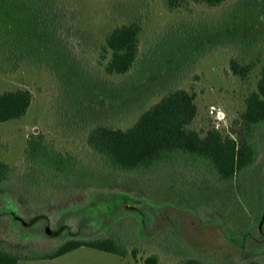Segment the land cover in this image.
I'll return each instance as SVG.
<instances>
[{
    "label": "rangeland",
    "instance_id": "obj_1",
    "mask_svg": "<svg viewBox=\"0 0 264 264\" xmlns=\"http://www.w3.org/2000/svg\"><path fill=\"white\" fill-rule=\"evenodd\" d=\"M54 2L60 4L65 17L61 30L65 42L73 44L75 60L70 69L52 75L36 62L25 61L14 67L0 57V91L22 87L29 88L33 95L24 116L0 122V158L18 169L9 182L11 189L0 186V195L13 198L11 201L0 196V247L28 256L20 258L17 264H141L152 253L158 255L157 264H175L186 257L198 258L204 264L264 261V126L256 134V161L241 178L235 197L210 179H199L188 169L180 168L172 171L176 181L168 178L164 184L135 174L119 177L120 173H107L110 178L101 180L95 198L90 196V188L82 187L86 176L69 185L59 183L55 189L49 182L45 190L33 179L37 173L25 151L30 138L43 134L44 140L57 150L95 166L97 156L85 142V135L95 121L101 119L126 127L144 107L176 86H193L197 91L198 113L193 126L206 128L213 124L225 131L223 127H229L243 111L245 96L256 88L259 59L245 78L234 75L228 62L233 55L242 62L261 56L264 0H228L219 6L190 1L191 11L171 10L165 0H51L50 3ZM246 2L255 9L254 24L242 32L236 29L226 34L227 40L221 42L223 33L212 31L216 22ZM243 15L242 22H249V13L245 11ZM137 17L141 19L138 35L141 51L132 72L134 79L126 83V90L118 89L121 93L112 91L106 95L99 55L103 36L114 24ZM66 18L72 22L68 23ZM188 23L196 27L207 25L212 33L207 38L194 34L171 40L176 30ZM159 45L162 47L157 57L148 60L146 54L151 48L157 52ZM116 77L115 88L126 80ZM103 173L98 175L104 176ZM115 192H126L130 199L121 200ZM89 200L94 205L83 203ZM151 202L157 206L153 207ZM15 207L26 220L36 213L45 214L49 228H59L61 233L47 234L43 219L28 228L13 225L6 210ZM87 209L95 214H91L97 223L94 228L89 225L91 217ZM105 223H109L107 228H103ZM21 231L26 235L19 237ZM110 234L119 235L126 242L125 256L79 246L54 258L32 257L67 239Z\"/></svg>",
    "mask_w": 264,
    "mask_h": 264
},
{
    "label": "trees",
    "instance_id": "obj_2",
    "mask_svg": "<svg viewBox=\"0 0 264 264\" xmlns=\"http://www.w3.org/2000/svg\"><path fill=\"white\" fill-rule=\"evenodd\" d=\"M190 1L219 6L228 0H165V4L171 10L184 8L191 11ZM50 2L51 0H0V57L5 63L16 67L25 61H33L52 75L54 72L64 73V68L70 69L75 56L73 44L69 46L61 32L65 17H62L60 4ZM251 6L246 2L216 22L212 31L216 34L223 33L221 42L227 40L226 34L236 29L242 32L254 24L256 12ZM245 11L249 13L250 21L247 23L242 22ZM66 20L68 23L72 22L71 19ZM188 25L177 29L171 40L192 37L194 34L207 38L212 33L207 25ZM140 29L141 19L137 17L114 24L105 32L99 55L106 79L103 78L106 95H111L112 91L121 93L122 89H127L126 83L134 79L132 72L141 51L138 37ZM161 47L162 45L158 46L157 52L151 48L146 58L151 60L152 57H157ZM176 57L180 58L179 55ZM258 59L261 66L256 88L245 96L243 111L229 127H223L225 131L213 124L206 128L193 126L198 113L197 91L193 86L171 87L156 101L144 107L138 117L126 127L101 119L89 127L85 142L97 156L95 166L57 150L44 140L43 134L30 138L25 151L37 173L33 179L40 183L39 187L46 190L44 186L49 182L53 183L55 189L60 186L59 183L66 182L69 185L73 180L86 176L82 180V187L90 188V196L95 198L96 187H99L101 180L110 178L107 173H120L119 177L135 174L146 177L150 182L164 184L169 180L176 181L172 171L180 168L188 169L192 175L199 176V179H210L217 187L231 191L235 197L241 178L256 161V134L264 126V50L258 58L242 62L238 56L233 55L228 62L234 75L245 78ZM117 75L126 77V80L115 88ZM32 100L29 88L17 87L0 91V122L24 116ZM17 172L15 165L0 158V186L11 189L9 182ZM98 172H104V176H99ZM114 195L120 196L121 200L130 199L126 192H115ZM0 196L13 201L6 194ZM151 204L153 207L157 206L155 202ZM79 246L105 250L120 256H125L128 252L126 242L119 235L110 234L105 237L68 239L54 249L32 257L54 258ZM135 252L133 249V257ZM22 257L28 256L0 247V264H17ZM157 261L158 255L152 253L145 256L141 264H157ZM175 264L204 263L198 258L186 257ZM244 264H264V261L252 259Z\"/></svg>",
    "mask_w": 264,
    "mask_h": 264
},
{
    "label": "flooded vegetation",
    "instance_id": "obj_3",
    "mask_svg": "<svg viewBox=\"0 0 264 264\" xmlns=\"http://www.w3.org/2000/svg\"><path fill=\"white\" fill-rule=\"evenodd\" d=\"M4 201V200H3ZM93 201H87V202H83L86 206H92V205H94V203L95 202H93ZM118 202V201H117ZM116 202V204H115V206H117L118 205V203ZM82 203V204H83ZM73 208V207H72ZM3 211H5V210H3ZM7 212H8V215H9V217H10V219H11V221H12V223H13V225H15V226H24L25 228H28V226H31L32 224H34V222H36V221H38V220H40V219H43L45 222H44V227H43V230L47 233V234H49L50 236H58L60 233H61V230L59 229V228H55V229H50L49 228V221H48V217L45 215V214H43V213H36V214H34L30 219H28V220H26V219H24V217L23 216H21V215H19V213H17L18 211L16 210V207L15 208H11V209H9V210H6ZM88 209L86 210V212H87V214H89V216L91 217V219L89 220V225H91L92 224V226H91V228H94V224H97L96 223V220H94V217H92V215H95V214H93V212L92 213H88ZM85 212V211H84ZM84 212H82V213H84ZM92 214V215H91ZM37 215H39V217L38 218H36L33 222H31V223H29L30 222V220L33 218V217H35V216H37ZM115 215L116 214H114L113 215V218L115 217ZM99 224V223H98ZM100 225V224H99ZM108 225H109V223L107 224V223H105L104 224V226H103V228H107L108 227ZM47 228H49L51 231H52V233H49L48 231H47ZM23 231V230H22ZM22 231H21V233H19V237H23L24 235H26V234H24V233H22ZM28 233V232H27ZM24 234V235H23ZM77 234V232H72V235H76ZM33 235H35V234H33ZM68 240V239H67ZM66 241V240H65ZM64 242V241H63ZM62 242V243H63Z\"/></svg>",
    "mask_w": 264,
    "mask_h": 264
},
{
    "label": "water",
    "instance_id": "obj_4",
    "mask_svg": "<svg viewBox=\"0 0 264 264\" xmlns=\"http://www.w3.org/2000/svg\"><path fill=\"white\" fill-rule=\"evenodd\" d=\"M38 217H39V215L33 217V218L30 220L29 223L33 222V221H34L36 218H38ZM47 231H48L49 233H52V231H51L49 228H47Z\"/></svg>",
    "mask_w": 264,
    "mask_h": 264
},
{
    "label": "built area",
    "instance_id": "obj_5",
    "mask_svg": "<svg viewBox=\"0 0 264 264\" xmlns=\"http://www.w3.org/2000/svg\"><path fill=\"white\" fill-rule=\"evenodd\" d=\"M216 110H217V112H219V109L218 108Z\"/></svg>",
    "mask_w": 264,
    "mask_h": 264
}]
</instances>
